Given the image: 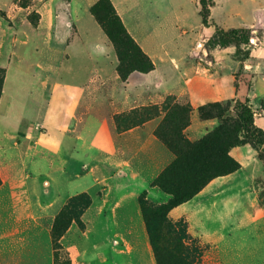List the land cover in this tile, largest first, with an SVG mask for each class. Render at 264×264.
I'll use <instances>...</instances> for the list:
<instances>
[{"label": "rangeland", "instance_id": "obj_1", "mask_svg": "<svg viewBox=\"0 0 264 264\" xmlns=\"http://www.w3.org/2000/svg\"><path fill=\"white\" fill-rule=\"evenodd\" d=\"M45 1L0 0V68L6 70L0 126L21 128L6 152L0 143V264H158L139 199L147 192L154 207L170 200L152 183L175 155L155 136L163 116L125 131L116 118L160 107L171 96L192 106L185 133L195 142L213 132L222 115L239 129L235 102L241 100L253 106L264 130V0H226L237 13H224L217 0L212 16L226 31L252 30L242 47L249 58L235 46L221 47L215 29L201 27L193 0H117L157 56H184L183 78L158 62L164 83L161 75L140 72L122 81L113 43L83 4L89 33L76 34L74 26L61 42L66 48L74 41L78 49L62 51L55 32L37 29ZM70 1L56 2L55 11L68 12ZM90 42L109 44L113 52L88 57L83 44ZM39 116L55 125L33 121ZM94 118L96 128L89 130ZM89 138L94 146L80 145ZM230 155L238 171L212 180L169 213L171 227L158 230L161 256L181 235L197 249L198 264H264V148L243 144ZM133 169L149 186L127 180ZM125 186L142 191L131 197L135 205L116 204Z\"/></svg>", "mask_w": 264, "mask_h": 264}, {"label": "trees", "instance_id": "obj_2", "mask_svg": "<svg viewBox=\"0 0 264 264\" xmlns=\"http://www.w3.org/2000/svg\"><path fill=\"white\" fill-rule=\"evenodd\" d=\"M194 2L202 19V27L215 29L220 46H235L239 55L249 58L250 53L244 52L242 47L250 43L252 30L232 28L226 31L212 19L215 0ZM91 14L115 47L119 58L117 72L122 81H127L134 72L146 74L155 70V64L129 33L111 0H99L91 7ZM5 77L6 70L0 68V99ZM235 103V111L241 123L239 129L236 123H230L225 119V115H222L219 118L222 123L213 132L195 142L185 133L190 126L192 106L181 105L171 96L160 107H146L116 118L117 129L125 131L163 116L155 129V136L175 155V160L152 183L154 187L168 194L170 200L154 207L146 199L147 192L139 199L158 264H198L197 249L183 243L184 237L181 235L178 244L168 245L167 249L164 248L167 255L161 256L157 246L160 239L158 230L171 227L168 215L173 209L192 200L212 180L232 174L241 168L230 155L232 148L243 144H250L258 150L264 148V130L255 123V109L248 101L237 100ZM199 111L203 117V107ZM261 111L264 117V108H261ZM127 124L129 126H126ZM152 215L157 219L151 218Z\"/></svg>", "mask_w": 264, "mask_h": 264}, {"label": "crops", "instance_id": "obj_3", "mask_svg": "<svg viewBox=\"0 0 264 264\" xmlns=\"http://www.w3.org/2000/svg\"><path fill=\"white\" fill-rule=\"evenodd\" d=\"M98 1L99 0H71L70 3H68V12H63V14H62V13L56 12L54 9L55 5H56L55 3L58 2L60 4L61 3L60 0H46L45 3L39 9L40 21H39V24L37 26V29L41 33H46V34L50 33L51 31L55 32V35L58 36L59 42L61 43V44L59 43L58 45L61 46L62 51H65V49L69 48V49H72V51L76 52L78 49V46L74 41L71 42L69 45H67L66 48L64 47V44L62 42L66 41L68 39L67 37H64V35L66 34V36H68V35L71 36L73 34L75 28L78 31V33L76 32V34H80L79 32L83 33V31L81 30L82 28H83L85 34L89 33V30H86V27L83 24L84 18L82 17V12H81L82 4L85 5L86 12L90 13V8L95 3H97ZM111 1L114 4L119 16L121 17L124 25L126 26L127 30L129 31V33L132 35V37L140 45V47L143 49V51L150 57V59L155 64V70L154 71H152L150 73L143 74V75L146 76L147 78L150 75H161L163 77V75L160 74L159 63H166L172 68L175 76L177 75V77L179 76V77L183 78V75L181 73V67L183 66L182 64H185L184 56L172 55V53H169V54L164 53V56H162V57L157 56V53H155L153 50H151L150 47L148 46V44L146 42H144L143 39L140 37V35H138V33L130 26L128 19L126 18V15L119 8V6L117 4V0H111ZM193 2H194V0H193ZM215 3H216V6L214 7V9L212 11V16L215 14V11L217 10V8H219V3L217 0ZM222 3L224 5H222L220 7L222 9H224V13H226L228 11L229 12L231 11L232 13L238 12L234 8L231 9L229 3H227L226 0H223ZM194 4H195V2H194ZM249 5L251 7L253 4H249ZM195 7H196V4H195ZM220 22L222 23V25L225 28L227 27V25L224 23V21L222 22V20H220ZM74 26H75V28H74ZM201 27H202V19H201ZM61 35H63V37H61ZM78 39H79V37L76 39V41ZM83 46H84L85 52L88 54L87 55L88 57H89V55H90V57L91 56L92 57H102V56L107 55L108 53L113 52V49L111 48V46L109 44L105 45V43H98V42L91 43L90 42V43H87L85 45L83 44ZM97 77L99 78V76L97 75V72L95 71L94 80ZM164 82H165V78L163 77V83ZM2 101H3V96H2V99L0 101V107H1ZM9 112H11L10 107H9ZM38 120L43 121L44 124H46L48 126H54L55 125L54 122L48 121L45 118L41 119L40 116L38 117V119H36V120L34 119L33 121H38ZM90 124L91 125L89 126V130L95 129L96 124H97L96 118H94L90 122ZM11 125H12V127L5 125L4 126L5 128L0 126V137L2 138V139H0V143H3L5 145V148L4 149L2 148L3 152L7 151V149H6L7 146H12V142H10L11 138L16 136V134H19V131L21 130L20 125H13V124H11ZM57 130L58 131L61 130L59 127V124H58ZM79 140H80V138L78 137V141ZM92 140H94V139L89 138L87 140V142L85 140H83L85 143L82 142V144H80V145H83V147H86V148L94 146L95 144L91 143ZM7 141L9 143L6 146ZM125 177L130 182H134V184H137V186H140V188L142 187V189H144V187H143L144 185L149 186V183L134 169H133V171L128 170L126 172ZM140 192H142V191L132 190L128 186L120 188V190L117 191V193H116L118 195V197L115 199L116 204L117 205H123L127 201H133L134 205H135V198L137 195H139ZM133 195H136V196L134 198H131ZM15 203L16 202H14V204ZM16 205H18V204H16ZM25 206L29 208V206L27 205V202L25 203ZM46 209H49V206H47ZM16 210L19 212L22 209H20L18 207V209H16Z\"/></svg>", "mask_w": 264, "mask_h": 264}, {"label": "water", "instance_id": "obj_4", "mask_svg": "<svg viewBox=\"0 0 264 264\" xmlns=\"http://www.w3.org/2000/svg\"><path fill=\"white\" fill-rule=\"evenodd\" d=\"M202 46H203V44H200V45H199V49H202Z\"/></svg>", "mask_w": 264, "mask_h": 264}]
</instances>
